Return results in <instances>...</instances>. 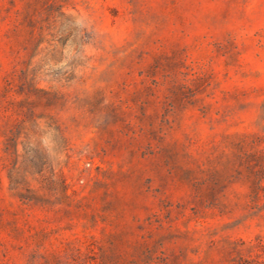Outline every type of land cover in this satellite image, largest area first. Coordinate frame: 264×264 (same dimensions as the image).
<instances>
[{
    "label": "rangeland",
    "instance_id": "obj_1",
    "mask_svg": "<svg viewBox=\"0 0 264 264\" xmlns=\"http://www.w3.org/2000/svg\"><path fill=\"white\" fill-rule=\"evenodd\" d=\"M0 264H264V0H0Z\"/></svg>",
    "mask_w": 264,
    "mask_h": 264
}]
</instances>
